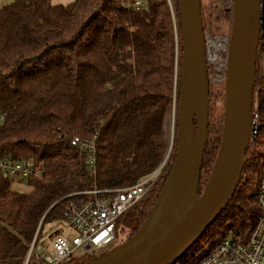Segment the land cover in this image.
<instances>
[{
	"label": "trees",
	"instance_id": "1",
	"mask_svg": "<svg viewBox=\"0 0 264 264\" xmlns=\"http://www.w3.org/2000/svg\"><path fill=\"white\" fill-rule=\"evenodd\" d=\"M125 1L13 0L0 6V154L43 166L41 175L19 184L27 191L0 172V264H26L35 235L64 222L73 193L129 186L164 159L165 123L182 84L178 2L175 19L168 0H149L139 9ZM259 79L257 134L239 186L200 239H222L230 230L247 238L261 214L256 192L264 183V73ZM212 130L209 121L200 191L222 141L223 132L214 148ZM75 136L94 138L95 174L71 144ZM166 179L120 219L119 228H129L128 237L120 230L123 241L148 218ZM254 179L249 192L244 185Z\"/></svg>",
	"mask_w": 264,
	"mask_h": 264
},
{
	"label": "water",
	"instance_id": "2",
	"mask_svg": "<svg viewBox=\"0 0 264 264\" xmlns=\"http://www.w3.org/2000/svg\"><path fill=\"white\" fill-rule=\"evenodd\" d=\"M181 91L176 102L177 146L172 169L143 225L128 240L84 264H175L212 226L235 194L253 133L261 0H233L227 39L222 141L200 191L209 139V48L201 0H177Z\"/></svg>",
	"mask_w": 264,
	"mask_h": 264
},
{
	"label": "built area",
	"instance_id": "3",
	"mask_svg": "<svg viewBox=\"0 0 264 264\" xmlns=\"http://www.w3.org/2000/svg\"><path fill=\"white\" fill-rule=\"evenodd\" d=\"M148 1L128 0L124 3L139 9L147 6ZM168 2L176 19L172 0ZM261 11V29L257 46L258 77L264 73V0H261ZM4 118L5 114L0 112V124ZM257 118L258 112H255L254 134H257ZM71 144L79 149L86 165L92 174H95L97 150L94 138L75 136L71 139ZM42 170L41 164L8 158L0 154V172L10 176L14 185L24 183L29 177L41 175ZM156 174L155 172L142 176L135 183L125 187L92 188L70 195L63 220L75 235L54 233L48 246L46 239H38L36 234L26 264L31 260L39 261L40 264H62L69 259L84 257L97 259L112 250L122 239L119 235L118 222L153 191ZM256 197L261 214L247 238L230 230L224 238L196 258L192 264H264V183L258 186ZM106 250L108 251L101 254Z\"/></svg>",
	"mask_w": 264,
	"mask_h": 264
},
{
	"label": "rangeland",
	"instance_id": "4",
	"mask_svg": "<svg viewBox=\"0 0 264 264\" xmlns=\"http://www.w3.org/2000/svg\"><path fill=\"white\" fill-rule=\"evenodd\" d=\"M13 0H0V6L6 3H10ZM54 3H69L72 0H52ZM174 11L175 9V2H173ZM202 4V15H203V22L204 27L206 30V33L208 35V46H209V38L210 37H218L224 41L226 46L228 47V43L224 38H229L231 35L232 30V23H233V0H201ZM227 62V54L225 57V60L223 59L222 63H217L216 65L211 61L209 57V79H210V116L209 121L210 125L213 127L212 133H211V139L214 148L217 147V138L219 139L220 134L223 132V124H224V112H225V93H226V62ZM225 67V68H224ZM263 75V74H262ZM262 75L260 76L262 79ZM258 77V72H257ZM257 81L259 83H257ZM256 83L258 85V88L256 86V90L259 89V84L262 85V82L260 83L259 77L256 79ZM181 91V85L179 89V93ZM264 91V89H263ZM263 96H264V92ZM180 95V94H179ZM257 96V95H256ZM255 96V97H256ZM253 116L255 112H258V109L255 105L253 106ZM176 111V104L174 106L173 112L168 116L166 123H165V132L168 138V149L166 151V154L164 156V159L162 160L161 164L155 169L152 173H157L156 178L154 180L153 184V191L155 189H158L161 183L163 182L164 178L168 177V171L170 170V166L174 162L173 155H176V146H177V114ZM258 119V118H257ZM254 140V139H253ZM219 149V148H218ZM218 149H216L218 151ZM252 156V155H251ZM173 157V158H172ZM253 157V156H252ZM214 162V161H213ZM212 173V170H205L203 172V182L201 183V189L204 190L206 186V182L209 179L210 175ZM245 182V181H244ZM257 181L254 179L252 183L245 184L244 187L248 189L250 192L251 190L255 189ZM15 188L24 189L25 191L29 190V187L25 184L23 185H14ZM162 189V188H161ZM222 220L224 221V217H222ZM120 230L123 232L122 237H128L127 236V226L120 227ZM120 232V234L122 233ZM62 234V235H69L74 236L75 232L68 227L65 222L56 223V224H49L46 225L44 228V232L39 235L40 239L43 240L46 239L47 245L49 246L50 239L52 236L51 234ZM46 235V236H45ZM210 237H203L192 246V248L187 252V254L184 256V258L178 263V264H192L194 261V256L199 253V251L204 250L205 248H208L212 241L217 242L221 239V236H218L216 239H213L212 241L207 240ZM206 239V240H205ZM123 241V238H122ZM120 240L119 243L122 242ZM126 241V240H125ZM124 242V241H123ZM119 243H117L119 245ZM203 245V246H202ZM202 246L200 249L199 247ZM117 247V245H115ZM114 247V248H115ZM103 251L101 254L107 252ZM95 260L94 257H84V258H76L74 262L76 264H80L83 261H93ZM29 264H40L39 261H33L31 260Z\"/></svg>",
	"mask_w": 264,
	"mask_h": 264
},
{
	"label": "bare ground",
	"instance_id": "5",
	"mask_svg": "<svg viewBox=\"0 0 264 264\" xmlns=\"http://www.w3.org/2000/svg\"><path fill=\"white\" fill-rule=\"evenodd\" d=\"M224 39L227 41L226 38ZM208 48H209L210 59L215 65L217 63H222L223 59L225 60L227 54V46L222 39L218 37H210Z\"/></svg>",
	"mask_w": 264,
	"mask_h": 264
}]
</instances>
